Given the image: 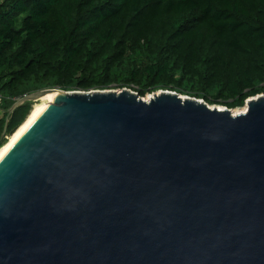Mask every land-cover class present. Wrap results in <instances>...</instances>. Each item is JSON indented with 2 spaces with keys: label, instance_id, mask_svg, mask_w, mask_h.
<instances>
[{
  "label": "water",
  "instance_id": "1",
  "mask_svg": "<svg viewBox=\"0 0 264 264\" xmlns=\"http://www.w3.org/2000/svg\"><path fill=\"white\" fill-rule=\"evenodd\" d=\"M55 91L0 161V264H264V95Z\"/></svg>",
  "mask_w": 264,
  "mask_h": 264
},
{
  "label": "trees",
  "instance_id": "2",
  "mask_svg": "<svg viewBox=\"0 0 264 264\" xmlns=\"http://www.w3.org/2000/svg\"><path fill=\"white\" fill-rule=\"evenodd\" d=\"M123 89L231 110L264 95V0H0V139L28 95Z\"/></svg>",
  "mask_w": 264,
  "mask_h": 264
},
{
  "label": "bare ground",
  "instance_id": "3",
  "mask_svg": "<svg viewBox=\"0 0 264 264\" xmlns=\"http://www.w3.org/2000/svg\"><path fill=\"white\" fill-rule=\"evenodd\" d=\"M56 91L50 90L45 92V94L39 99L43 101V104H37L34 106L31 114L25 121V123L9 138L8 142L0 149V161L4 158V156L8 153V151L12 148V146L17 142V140L25 133V131L32 125V123L39 117V115L43 112L48 104L54 102L56 98ZM151 96L145 98L147 101ZM254 98L253 100H256ZM38 101V100H37ZM222 111H224L225 107H219ZM247 111V107L240 112H232L234 116L239 114H244Z\"/></svg>",
  "mask_w": 264,
  "mask_h": 264
},
{
  "label": "rangeland",
  "instance_id": "4",
  "mask_svg": "<svg viewBox=\"0 0 264 264\" xmlns=\"http://www.w3.org/2000/svg\"><path fill=\"white\" fill-rule=\"evenodd\" d=\"M115 91H117V90H115ZM37 104H43V101L42 100H38V101L33 102L32 103V110H33L34 106L37 105ZM245 108H246V105L244 107H242V108L232 109V112H240V111H242ZM0 115L1 116L3 115V112L1 110H0ZM8 137L10 138L11 136H8ZM7 142H8V140H5L2 145L4 146ZM2 145L0 146V149L3 147Z\"/></svg>",
  "mask_w": 264,
  "mask_h": 264
},
{
  "label": "built area",
  "instance_id": "5",
  "mask_svg": "<svg viewBox=\"0 0 264 264\" xmlns=\"http://www.w3.org/2000/svg\"><path fill=\"white\" fill-rule=\"evenodd\" d=\"M2 99H3V97H2V95L0 94V104H1V102H2ZM6 140H9V137L7 136V139Z\"/></svg>",
  "mask_w": 264,
  "mask_h": 264
},
{
  "label": "crops",
  "instance_id": "6",
  "mask_svg": "<svg viewBox=\"0 0 264 264\" xmlns=\"http://www.w3.org/2000/svg\"><path fill=\"white\" fill-rule=\"evenodd\" d=\"M2 116L0 115V118H1Z\"/></svg>",
  "mask_w": 264,
  "mask_h": 264
}]
</instances>
